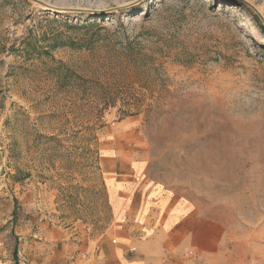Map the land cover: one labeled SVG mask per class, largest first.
Instances as JSON below:
<instances>
[{
  "label": "rangeland",
  "instance_id": "obj_1",
  "mask_svg": "<svg viewBox=\"0 0 264 264\" xmlns=\"http://www.w3.org/2000/svg\"><path fill=\"white\" fill-rule=\"evenodd\" d=\"M114 149L183 205L182 264H264V0H0V264L112 224Z\"/></svg>",
  "mask_w": 264,
  "mask_h": 264
},
{
  "label": "crops",
  "instance_id": "obj_2",
  "mask_svg": "<svg viewBox=\"0 0 264 264\" xmlns=\"http://www.w3.org/2000/svg\"><path fill=\"white\" fill-rule=\"evenodd\" d=\"M110 151L112 154L103 156L102 165L108 174L106 185L114 220L95 240L81 241V230L66 232L61 264L67 262L66 252L77 249L81 252L70 264H182L185 261L177 259L174 252L185 248H192L199 259L208 257L204 246L190 237L183 205H176L166 192L143 177L131 180L128 160L119 150ZM133 168L137 171L141 164L136 162ZM209 242L217 247L215 238Z\"/></svg>",
  "mask_w": 264,
  "mask_h": 264
},
{
  "label": "built area",
  "instance_id": "obj_3",
  "mask_svg": "<svg viewBox=\"0 0 264 264\" xmlns=\"http://www.w3.org/2000/svg\"><path fill=\"white\" fill-rule=\"evenodd\" d=\"M82 256L85 257V254H83Z\"/></svg>",
  "mask_w": 264,
  "mask_h": 264
}]
</instances>
